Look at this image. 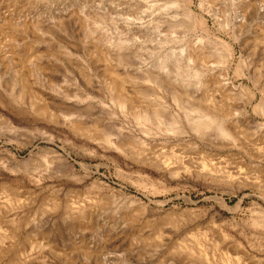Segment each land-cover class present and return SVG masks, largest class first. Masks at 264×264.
<instances>
[{"label": "rangeland", "instance_id": "374dc122", "mask_svg": "<svg viewBox=\"0 0 264 264\" xmlns=\"http://www.w3.org/2000/svg\"><path fill=\"white\" fill-rule=\"evenodd\" d=\"M13 1L0 0V264H264V0ZM13 49L37 64L26 92ZM43 81L89 134L31 109ZM218 103L234 138L134 118Z\"/></svg>", "mask_w": 264, "mask_h": 264}, {"label": "bare ground", "instance_id": "6f19581e", "mask_svg": "<svg viewBox=\"0 0 264 264\" xmlns=\"http://www.w3.org/2000/svg\"><path fill=\"white\" fill-rule=\"evenodd\" d=\"M0 19L4 20V23L7 22V20L5 18H3V15L1 13H0ZM12 24H14L15 26H17L19 29H22V28L25 27L24 26L25 23H23V21H20L19 19H17V17L14 20H12ZM2 26H3V23H0V28ZM18 28H15V30L18 29ZM7 51H8V49H7ZM10 51H9V59H10V61L13 64V71H14L13 84H14V86L15 85L18 86V89H19L18 92H26L27 90H30L31 87H32V84H31V82H30V80L28 78L29 71L26 70V67H28L27 65H28L29 62H30L31 65H37V64L36 63H32L33 62L32 61L33 59H31V56H32L31 53L32 52H29V51L28 52H26V51L23 52V50L21 51V50H16V49H13L11 52ZM190 61H192V60H190ZM30 64H29V66H30ZM181 64L179 65V67L182 66ZM38 65H39V63H38ZM30 68H31V66H30ZM181 68H183V67H181ZM184 68H185V66H184ZM189 70L192 71L190 68H189ZM197 71H194L193 70L192 71L193 73H191V74L194 75L193 77H195V82L197 83V85L198 86H203L206 83V80H205L206 77L202 76L203 74L201 75ZM201 72H203V71H201ZM36 73H34V74H36ZM179 77H180V74H179ZM45 78H46V76H45ZM43 82H42V84L47 85V88H49V89L44 92V95L43 96L42 95H38L37 96L39 98L38 100L41 101V103L37 104V101H38L37 100V101H32L31 104H29V105H31V109L34 110V111H38V112L42 113L43 115H46L51 120H54V121H56L58 123H61L65 127L69 128L72 132H75L77 134H83V133H88L89 134V132L85 128V125L79 120L80 118H78V115L76 114V112H77L78 109H76L74 107V100L70 96L71 94H69L66 90H64L65 88L62 89L59 85H57L53 81H47V82H44V83ZM158 85H160V84H158ZM112 87L116 91V97L115 98H116L119 106L122 109L128 110L129 108H131L132 106H134V102L131 99L132 94H131V96H129L126 92L124 93V90H123L124 88L121 85V83L114 82L112 84ZM14 88L11 90L12 93L15 92V89ZM45 88H46V86H45ZM177 88L179 89V87H177ZM180 91L183 92V90H180ZM179 94L180 93L177 90H174L173 95L175 97H178ZM134 98H136V97L133 96V99ZM31 99H32V97H31ZM135 100H137V99H135ZM178 104H179V102H178ZM186 104H188V103H186ZM194 104H196V103H194ZM218 106H219V103H218L217 106L216 105H212V106L198 105L197 106V105H192V104L191 105H187L184 108L185 111L183 112L185 118H183L182 115L180 116V115H178L177 113H175L173 111L166 113L165 112V109L158 110V109H156L154 107L151 108V109L145 108L143 110H139V111L135 112L134 118H135L136 122L139 125L144 126L143 127L144 130H147V129L154 130L155 129V130H158V131H165V132H171V131H175V130H184L185 129V125L183 124V121L182 120L185 119L186 120V123L189 125V128L192 129L201 139H204L205 137H214V136L215 137H227V138H230V139L231 138H234V136H235L234 135V130H236V129L232 128L230 125L228 126V122L229 121L226 124V122H225L226 115L223 113V111ZM130 113H132V112L130 111ZM231 128L234 129V130H232ZM102 138L105 139V141H107L109 143H112V144L115 143L112 140V137H111L110 134H106V135L103 134V137ZM119 147H121V144L119 145ZM44 149L48 150V152L54 154L59 159H61L62 155L57 152L58 149L56 150V149H54L52 147H44ZM148 161H150V159ZM154 161L155 160H153L152 162H154ZM42 162L45 163V165H48V163H49L47 159L43 160ZM202 256L203 257H206V252H204V253L202 252L201 257ZM106 260H108V259L106 258Z\"/></svg>", "mask_w": 264, "mask_h": 264}]
</instances>
